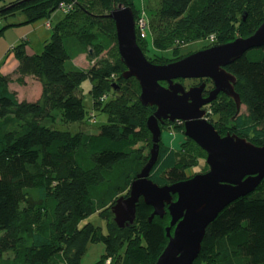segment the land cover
Instances as JSON below:
<instances>
[{"label": "trees", "instance_id": "1", "mask_svg": "<svg viewBox=\"0 0 264 264\" xmlns=\"http://www.w3.org/2000/svg\"><path fill=\"white\" fill-rule=\"evenodd\" d=\"M120 2L0 0V17L7 19L0 33L4 25L8 29L49 18L65 4L40 52L26 51L25 41L13 46L19 48L18 80L32 76L42 85L38 100L18 98L0 68V264H79L88 243L96 241L104 245L97 264L106 258L111 264H154L167 242L168 213L149 220L152 209L141 199L132 226L119 228L112 220L113 203L127 194L147 161L149 153L138 142L151 143L146 120L154 109L139 102L137 80L123 77L114 22L107 16ZM263 20L264 0H160L151 21H157L167 41L151 39L163 50L145 52L150 27L141 35L136 30V42L148 60L165 64L184 56L172 50V58L164 55L168 45L177 46L175 40L226 43L249 36ZM80 54L89 62L86 68L73 64ZM228 70L246 109L236 121L239 134L258 145L264 137V45L244 52ZM86 78L91 81V111L79 90ZM93 112L102 113L105 122L95 132L85 131L81 127ZM168 124L183 128L177 120L161 128ZM160 155L149 173L157 184L161 170H184L206 156L188 138L178 150ZM158 165L163 168L157 173ZM22 210L37 213L35 221L23 222L28 231L17 220ZM95 215L105 221L106 232L88 219ZM133 234L136 244L129 247ZM7 251L12 260L1 262ZM192 264H264V178L208 224Z\"/></svg>", "mask_w": 264, "mask_h": 264}, {"label": "water", "instance_id": "2", "mask_svg": "<svg viewBox=\"0 0 264 264\" xmlns=\"http://www.w3.org/2000/svg\"><path fill=\"white\" fill-rule=\"evenodd\" d=\"M107 16L114 22L119 60L125 66L123 77H134L140 87L139 102L155 108L146 120L151 135L147 161L131 181L127 194L112 205L113 222L119 228L132 225L140 199L152 209L149 220L162 217L167 211V242L154 264H192L208 224L229 203L253 192L264 178V143L254 145L235 134L220 136L203 119L205 112L201 110L219 92L239 108L240 97L234 89L236 77L227 68L247 50L264 45V20L249 36L214 44L176 61L155 64L136 42L131 8L119 4ZM190 78H209L214 88L203 98L204 82L186 89L175 81ZM165 120L183 123L184 136L205 152V172L164 185L149 178L158 156L160 124Z\"/></svg>", "mask_w": 264, "mask_h": 264}, {"label": "rangeland", "instance_id": "3", "mask_svg": "<svg viewBox=\"0 0 264 264\" xmlns=\"http://www.w3.org/2000/svg\"><path fill=\"white\" fill-rule=\"evenodd\" d=\"M3 1H9V0H3ZM124 2L126 3L127 1L121 0L120 3H124ZM159 3H160V0H131L132 8L134 10H137L136 16H135V21H138L137 33L141 35L143 34V30L150 27V34L148 36V38L150 39H148L149 41L146 40V47H145V52L147 53H150L151 50H155V49L163 50V49H160L158 45H155L154 39H151L153 36L155 37L157 36L159 38L158 39L159 43H164L167 41V39L163 36V33L157 21H151L152 15L155 14L158 10ZM124 5H127V4H124ZM63 15H64L63 11L60 9H57L49 18L40 19L34 22L33 25L28 24L27 26L22 28L23 31L26 30L24 32L25 36H23V34L22 36H19V34L16 32V28L6 29L7 27H5L4 25L3 30L6 29L5 33L3 36L0 35V42H1L0 43V68H2V71L4 72L3 75L8 77L10 88H12V91L17 94L18 98H26L27 100H33V101L38 100L40 96L42 95V85L39 82V80L33 78L32 76H26L24 77V80H20V79L18 80V78L20 77V75L18 74L20 72L19 71L20 61L16 58L15 55L19 51V48L14 50L13 46H15L20 41H25V46L23 48L26 51H28L29 53L40 52L42 49V44L44 43L45 40H47L50 37L51 28L54 25H56V23L63 17ZM4 20H7V19H5L4 17H0V27L2 26V23L4 22ZM46 22H50V26L45 25ZM2 40L7 42L8 44L7 47ZM174 45H177V46H171L170 44L166 47L165 52H164L165 56L172 58L173 57L172 51L179 52L181 54H184V56H186L193 52L208 48L212 46L213 44L211 45L209 40H195V41H190V42H187V41L183 42V40L178 39V40H175ZM105 54L106 53L101 54L100 56H98L96 60L99 61L100 58L105 56ZM170 61H173V60L170 59ZM73 64L76 65V67L86 68L89 65V62L86 60L85 54H80L74 59ZM90 85H91V81L88 78L82 80V82L79 84V90L81 93L82 103L86 111H91L92 105H93L92 97L89 92ZM245 110L246 109L244 106L240 107V110H239L240 116H241L239 117L240 119H243ZM93 113H95L94 122L90 123L91 125L89 124L83 125V127H81L83 130L85 131L93 130L95 132L98 130L100 125H102L105 122V116L102 113H97V114L96 112H93ZM223 120L226 121V124L231 125L230 123L231 120L228 119V117L223 116ZM235 125L240 126V124L239 125L235 124ZM182 131H183V128L182 129L175 128L172 124H168L167 126H165V128L161 131L162 147H160L159 149V155L165 153L169 149L178 150L180 148V145L184 141V138H185ZM235 132L238 133V131H235ZM138 147L142 148L141 151L147 153L149 149L151 148V143H148L147 141L142 139L138 142ZM158 157H162V155ZM162 168L163 167H159L158 165L155 168V172L157 170V173H158L159 169L161 170ZM207 169H208V166L204 158V159H201L198 162V164H196L195 166L186 168L184 170H180L175 167L168 168V170L165 169L164 171L161 170L160 172L163 178L161 179L162 183L160 182V184H163V183L168 184L174 181L186 179L187 177L192 176L194 174L203 173L202 171L205 172ZM83 205L87 206L89 204H87L86 202ZM36 208H38V204ZM40 209H43V208L41 207ZM77 212L78 214L82 213L80 208H78ZM36 217H37V213L26 212L25 210H22L18 214L17 220L20 221L21 225L25 228V230L28 231L29 229L27 228V226L26 227L24 226L23 222H29L31 219L35 221ZM154 217H158V216H154ZM88 219L93 221L95 224H97L100 227L102 232H106L105 221L103 219H101L100 217L96 215L91 216ZM35 237L37 239L36 235ZM135 237H137L135 236V234L131 235L130 240L128 242L129 247L131 246V244H136V241H133ZM103 251H104V245L101 242L96 241V242L88 243L84 254L80 258L79 264H97V261L100 258L101 254L103 253ZM12 257H13V253L11 251H7L4 253V257L1 258V262L12 260ZM98 264H103V263H98Z\"/></svg>", "mask_w": 264, "mask_h": 264}, {"label": "flooded vegetation", "instance_id": "4", "mask_svg": "<svg viewBox=\"0 0 264 264\" xmlns=\"http://www.w3.org/2000/svg\"><path fill=\"white\" fill-rule=\"evenodd\" d=\"M175 81L180 82L182 85L185 86L186 89L189 87L197 86L200 83L204 82L205 86H204V89L202 91V97L203 98H206L214 88L213 84L209 78L177 79ZM161 84L166 85V83L163 81L161 82ZM231 103H233V102H232V99L230 97L226 96L222 92L217 93L216 96L214 97V99H212L210 102L202 105L201 110H203L205 112L203 119H206L209 123H211V125L214 127L215 131L220 136H224L226 134H235L239 137H243L241 134H239L241 132L240 126H236L235 124H237L236 121L240 119L239 117H241L240 112H239L240 107L244 106V105L240 103L239 108L236 109V106L233 104L234 109L232 110V109H230ZM228 108H229L228 111H224V109L226 110ZM154 109H153V111H154ZM223 116H227L228 119L231 120V122H230L231 125L226 124V121L223 120ZM177 121H179V120H177ZM168 122H171V121L165 120L163 122V124H160V127L161 126L164 127V125L167 124ZM173 122H175V121H173ZM179 122L182 123L181 121H179ZM182 126H183V123H182ZM162 130H163V128H161V131ZM235 131H238V133ZM182 133H183V131H182ZM185 138H187V137H185ZM260 141L261 142L258 145H261L264 142V137ZM251 143H253V142H251ZM253 144L257 145L256 143H253ZM160 147H162L161 141L159 144V149H160ZM148 153H149V151H148ZM158 153H159V151H158ZM112 220H113V214H112ZM132 225H128V226H132ZM128 226H124V227H128Z\"/></svg>", "mask_w": 264, "mask_h": 264}, {"label": "clouds", "instance_id": "5", "mask_svg": "<svg viewBox=\"0 0 264 264\" xmlns=\"http://www.w3.org/2000/svg\"><path fill=\"white\" fill-rule=\"evenodd\" d=\"M126 3H129V5H125V6H129L130 8H131V10L133 11V14H134V11H137V10H134L133 8H132V6H131V1H129V0H127V2ZM125 2L124 3H119V4H126ZM119 4H117V5H119ZM116 5V6H117ZM60 10H62L63 12H64V10L61 8V6H60ZM134 21H135V16H134ZM137 28H138V21H135V32H136V30H137ZM210 40H211V38H210ZM214 45V44H213ZM176 61V60H175ZM169 62H172V61H169ZM169 62H167V63H169ZM140 88V87H139ZM140 93V92H139ZM101 98V97H100ZM241 103V102H240ZM227 135V134H226ZM225 136V135H224ZM237 136V135H236ZM239 137V136H238ZM242 138H244V137H242ZM150 140H151V135H150ZM264 143V142H263ZM262 143V144H263ZM255 145V144H254ZM159 154V153H158ZM158 157V156H157ZM193 176V175H192ZM191 177V176H190ZM187 178H189V177H187ZM165 184V183H164ZM164 184H161V185H164ZM169 184V183H168ZM158 185H160V184H158ZM129 189V188H128ZM114 204V203H113ZM112 211V210H111ZM108 259H110V258H107L106 260H105V262L103 263V264H105L106 263V261L108 260ZM109 264H111V259H110V262H109Z\"/></svg>", "mask_w": 264, "mask_h": 264}, {"label": "crops", "instance_id": "6", "mask_svg": "<svg viewBox=\"0 0 264 264\" xmlns=\"http://www.w3.org/2000/svg\"><path fill=\"white\" fill-rule=\"evenodd\" d=\"M123 1H127V0H123ZM129 1H131V0H129ZM63 14H64V12H63ZM31 25H33V23H32ZM45 25L50 26V22H46ZM25 26H27V25H21L20 27H19V26H13V27H11V28H9V29H12V28L15 29V28H16V32L19 34V36H22V34H23V36H25V35H24V32H25L26 30H25V31L22 30V28L25 27ZM17 27H18V28H17ZM4 33H5V30H3V31L0 33V35L3 36ZM2 41L5 43V45H6V47H7V45H8L7 42L4 41V40H2ZM26 41H27V39H26ZM0 43H1V42H0ZM167 170H168V169H167ZM177 171H179V170H177Z\"/></svg>", "mask_w": 264, "mask_h": 264}, {"label": "built area", "instance_id": "7", "mask_svg": "<svg viewBox=\"0 0 264 264\" xmlns=\"http://www.w3.org/2000/svg\"><path fill=\"white\" fill-rule=\"evenodd\" d=\"M64 5L65 4H60V6H61L62 9L64 8ZM104 98H105V96H102L101 97V99H104ZM109 262H110V259H108L105 264H109Z\"/></svg>", "mask_w": 264, "mask_h": 264}, {"label": "bare ground", "instance_id": "8", "mask_svg": "<svg viewBox=\"0 0 264 264\" xmlns=\"http://www.w3.org/2000/svg\"><path fill=\"white\" fill-rule=\"evenodd\" d=\"M94 119H95L94 116H91V117L88 119L89 125H91L90 123L94 122Z\"/></svg>", "mask_w": 264, "mask_h": 264}]
</instances>
